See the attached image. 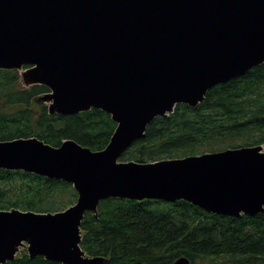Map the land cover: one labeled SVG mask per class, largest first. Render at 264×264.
Masks as SVG:
<instances>
[{"label":"water","instance_id":"obj_1","mask_svg":"<svg viewBox=\"0 0 264 264\" xmlns=\"http://www.w3.org/2000/svg\"><path fill=\"white\" fill-rule=\"evenodd\" d=\"M264 63V0H0V69L49 91L50 114L93 108L117 127L92 150L32 137L0 140V168L71 183L58 212L0 209V264L30 258L101 264L81 247L82 220L107 198L185 200L207 212L264 213V146L158 161H123L157 116L196 107L208 91ZM174 264H190L187 256Z\"/></svg>","mask_w":264,"mask_h":264},{"label":"trees","instance_id":"obj_2","mask_svg":"<svg viewBox=\"0 0 264 264\" xmlns=\"http://www.w3.org/2000/svg\"><path fill=\"white\" fill-rule=\"evenodd\" d=\"M49 91L26 87L18 70L0 69V140L36 136L55 146L73 139L104 149L117 127L111 115L91 109L50 114L38 101ZM264 146V63L247 74L211 88L196 107L178 104L157 116L145 136L121 160L180 158L242 146ZM71 183L24 170L0 168V209L58 212L77 201ZM81 247L101 264H264V213L240 217L207 212L185 200L107 198L81 224ZM5 264H62L21 250Z\"/></svg>","mask_w":264,"mask_h":264},{"label":"rangeland","instance_id":"obj_3","mask_svg":"<svg viewBox=\"0 0 264 264\" xmlns=\"http://www.w3.org/2000/svg\"><path fill=\"white\" fill-rule=\"evenodd\" d=\"M21 250H26V248H21Z\"/></svg>","mask_w":264,"mask_h":264}]
</instances>
